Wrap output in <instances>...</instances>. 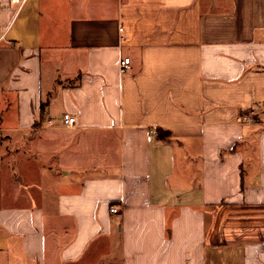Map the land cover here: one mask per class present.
<instances>
[{"label":"crops","instance_id":"0c3cea01","mask_svg":"<svg viewBox=\"0 0 264 264\" xmlns=\"http://www.w3.org/2000/svg\"><path fill=\"white\" fill-rule=\"evenodd\" d=\"M10 7L0 264H264V0Z\"/></svg>","mask_w":264,"mask_h":264},{"label":"built area","instance_id":"2783aa9c","mask_svg":"<svg viewBox=\"0 0 264 264\" xmlns=\"http://www.w3.org/2000/svg\"><path fill=\"white\" fill-rule=\"evenodd\" d=\"M29 0H0V11L1 9L9 4L10 6H13L15 8H22ZM4 40V35L2 33V30H1V23H0V42ZM131 63V60L129 58H125L123 61H121L120 63V69H121V73H126L127 70H128V67ZM63 123L66 127L68 128H73L75 125H76V119L75 117H73L72 115H69V114H65L63 116ZM154 135L156 137L159 136L158 133H154ZM112 212L114 214H118L119 213V209L117 207H113L112 208Z\"/></svg>","mask_w":264,"mask_h":264},{"label":"rangeland","instance_id":"374dc122","mask_svg":"<svg viewBox=\"0 0 264 264\" xmlns=\"http://www.w3.org/2000/svg\"><path fill=\"white\" fill-rule=\"evenodd\" d=\"M4 7L8 8V9L12 8V7H10L9 4L5 5ZM58 111H59V110H58ZM58 111H57V113H58Z\"/></svg>","mask_w":264,"mask_h":264}]
</instances>
